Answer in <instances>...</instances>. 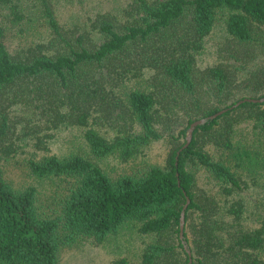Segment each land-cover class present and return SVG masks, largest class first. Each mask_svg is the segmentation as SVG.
Masks as SVG:
<instances>
[{"label":"trees","instance_id":"16d2710c","mask_svg":"<svg viewBox=\"0 0 264 264\" xmlns=\"http://www.w3.org/2000/svg\"><path fill=\"white\" fill-rule=\"evenodd\" d=\"M59 1L0 0V264H61L64 248L127 226L151 237L139 264H264V220L245 218L248 176H264V101L235 106L264 98V0H125L67 21ZM69 128L79 150L36 156ZM163 138L161 163L103 164ZM28 145L50 192L7 178L3 161Z\"/></svg>","mask_w":264,"mask_h":264},{"label":"rangeland","instance_id":"374dc122","mask_svg":"<svg viewBox=\"0 0 264 264\" xmlns=\"http://www.w3.org/2000/svg\"><path fill=\"white\" fill-rule=\"evenodd\" d=\"M124 1L125 0H84V2H82V0H60L58 5L60 13L63 15L62 19H69L70 13L73 11L76 12L73 14V18L76 14L79 15V17H75L73 20H77L78 18L83 20L82 18L88 17V15H93L100 10H105L118 2L122 3ZM67 9L71 10L66 12ZM12 37L15 36H11L9 45L14 48L17 44V39ZM16 37H18V35ZM223 40L224 28L221 24H218L212 35L206 39V49L204 53L201 54L199 60L201 67L215 62L217 46ZM250 131L252 130L242 126L238 133H242L245 136L244 139L247 142L246 144L248 148L252 150L255 149V147ZM78 133H80V130H75L73 128L56 131L55 137L49 142V152H38L36 156L38 158L46 154L65 156L73 151L79 150L82 147V140L80 137L76 136ZM248 134H251V137H249ZM169 147V139L163 138L149 146L145 150L143 156L138 157L132 163L123 165L118 163L116 159H109L103 164H106L108 167L131 170V167L140 165L142 160H148L151 163H161ZM24 148L23 153L11 157L9 156L8 159L3 161L4 171L8 180L16 188H21L26 185H35L42 190L52 191V189H54L53 183L38 179L31 174L26 161L29 157L35 156V153L31 145L25 146ZM259 148L261 147L259 146ZM255 169L259 168L256 167ZM248 181L251 187L245 192L247 209L245 218L248 223H251L253 226H258L261 225L264 220V176L260 174V172L251 173L248 176ZM150 240L151 237H149V235L140 233L135 227L127 226L119 234L109 237L102 243H96L94 240L86 239L76 245L64 248L61 252V264H115V261L121 257L128 258L133 264H139L142 252Z\"/></svg>","mask_w":264,"mask_h":264},{"label":"water","instance_id":"95a60500","mask_svg":"<svg viewBox=\"0 0 264 264\" xmlns=\"http://www.w3.org/2000/svg\"><path fill=\"white\" fill-rule=\"evenodd\" d=\"M245 101H254V102H257L258 101V102H262V101H264V98H260V99L245 98V99L240 100L239 102H237L235 104V106H237V105H239V104H241V103H243ZM227 110L228 109H223V110L219 111L218 113H216V114H214V115H212V116H210L208 118H215V117H217L218 115L224 113ZM206 120H207V118L199 119V120L194 121L191 124V127L189 129V133H188V137H187V143H186V145H188L189 142L191 141V138L193 136V131H194L195 127L198 126V125H200V124L205 123ZM189 201L190 200H188V202ZM184 229H185V215L183 213V215L181 217V231H180V236H181L182 239L184 238ZM191 263H192V260L190 259V263L189 264H191Z\"/></svg>","mask_w":264,"mask_h":264}]
</instances>
